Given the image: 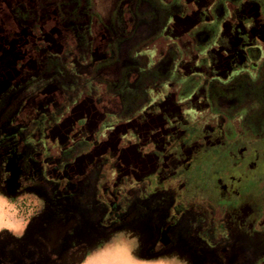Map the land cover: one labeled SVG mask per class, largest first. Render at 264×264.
Here are the masks:
<instances>
[{
    "label": "flooded vegetation",
    "instance_id": "1",
    "mask_svg": "<svg viewBox=\"0 0 264 264\" xmlns=\"http://www.w3.org/2000/svg\"><path fill=\"white\" fill-rule=\"evenodd\" d=\"M10 44L0 100L11 95L14 109L3 134L34 164L21 159L15 173L7 160L2 188L22 190L24 172L30 187L42 178L70 194L95 165L107 219H121L145 186L170 197L162 227L188 216L211 253L238 221L264 228V136L243 128L242 112H223L219 93L235 87L218 89L264 73V0H0V46ZM252 180L259 189L244 187ZM177 244L163 233L151 252Z\"/></svg>",
    "mask_w": 264,
    "mask_h": 264
},
{
    "label": "rangeland",
    "instance_id": "2",
    "mask_svg": "<svg viewBox=\"0 0 264 264\" xmlns=\"http://www.w3.org/2000/svg\"><path fill=\"white\" fill-rule=\"evenodd\" d=\"M17 20L24 22L20 17ZM261 76L257 78L239 73L218 84V89L235 87L233 91L219 93L223 102L229 105L223 108V112L227 115L242 112L240 123L256 137L264 136L263 72ZM10 96L0 100V113L7 109ZM212 98L215 104V96ZM8 109L5 117L0 119V215H4L5 222L14 220L20 229L17 232L22 233L27 224L28 231L20 235L15 241L17 248L10 250L0 264H77L79 261V264H260L264 259L263 227L248 231L238 221L234 226V239L225 245L221 254L216 250L213 253L207 251L196 240V226L189 223L186 215L169 229L162 227V223L167 221L170 204L168 193L162 190L139 188L130 196L126 214L121 219H107V204L100 198L97 188L102 175L95 165L78 178V189L70 194L57 196L51 191L55 183L47 179L42 181V178L38 179L37 186L30 187L34 183L24 172L22 177H16L22 190H5L1 186L3 179L10 178L8 168L4 169L7 160L15 173L22 169L21 159L28 171L34 164L29 150H23L18 156L15 147L9 143L11 139L8 141L3 134L4 122L14 108ZM225 132L226 135H234L230 128ZM86 149L81 143L71 146L66 152ZM254 184L256 181H247L244 187L259 189ZM260 184L264 186V182ZM251 202L247 204L250 209L240 206L234 215L245 218L244 213L249 210L253 214L252 221L258 209L254 201ZM163 233L176 237L178 244L168 246L170 250L164 253L151 252L156 238ZM174 247L180 248L176 255L172 250ZM92 255L93 262L92 259L89 261Z\"/></svg>",
    "mask_w": 264,
    "mask_h": 264
},
{
    "label": "crops",
    "instance_id": "3",
    "mask_svg": "<svg viewBox=\"0 0 264 264\" xmlns=\"http://www.w3.org/2000/svg\"><path fill=\"white\" fill-rule=\"evenodd\" d=\"M11 47L8 50H2L0 46V71L5 69L10 65L11 59L8 58V56H15V53H13V44H10ZM5 78L2 76L0 77V87L4 84ZM1 176V175H0ZM1 192V188H0ZM0 225H4V227H0V261L1 259L4 260V258L7 257L9 251L15 250L17 247L15 245V241L21 237L20 235H23L22 233H25L28 231V224L25 226L24 231L22 233L17 232L20 231V229L17 228V223L10 219H7L5 222L4 215H0ZM103 252V251H102ZM103 253H101L102 255ZM85 257H88L86 254H84ZM83 256V257H84ZM92 259V262L94 260V256L89 259V261ZM80 262V261H79ZM79 262L77 264H79Z\"/></svg>",
    "mask_w": 264,
    "mask_h": 264
},
{
    "label": "clouds",
    "instance_id": "4",
    "mask_svg": "<svg viewBox=\"0 0 264 264\" xmlns=\"http://www.w3.org/2000/svg\"><path fill=\"white\" fill-rule=\"evenodd\" d=\"M0 227H4V225H0Z\"/></svg>",
    "mask_w": 264,
    "mask_h": 264
}]
</instances>
